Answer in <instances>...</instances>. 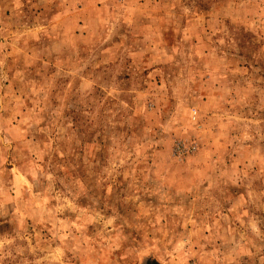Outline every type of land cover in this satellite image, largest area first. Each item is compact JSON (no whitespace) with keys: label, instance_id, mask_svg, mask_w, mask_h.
Masks as SVG:
<instances>
[{"label":"rangeland","instance_id":"rangeland-1","mask_svg":"<svg viewBox=\"0 0 264 264\" xmlns=\"http://www.w3.org/2000/svg\"><path fill=\"white\" fill-rule=\"evenodd\" d=\"M0 264H264V0H0Z\"/></svg>","mask_w":264,"mask_h":264}]
</instances>
